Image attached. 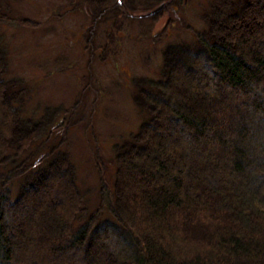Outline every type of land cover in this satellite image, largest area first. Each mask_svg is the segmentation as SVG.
Segmentation results:
<instances>
[{"label":"trees","instance_id":"1","mask_svg":"<svg viewBox=\"0 0 264 264\" xmlns=\"http://www.w3.org/2000/svg\"><path fill=\"white\" fill-rule=\"evenodd\" d=\"M203 19L139 92L149 121L115 146L93 214L56 112L28 115L24 80L8 78L0 32V264H264V0Z\"/></svg>","mask_w":264,"mask_h":264},{"label":"rangeland","instance_id":"2","mask_svg":"<svg viewBox=\"0 0 264 264\" xmlns=\"http://www.w3.org/2000/svg\"><path fill=\"white\" fill-rule=\"evenodd\" d=\"M222 1L189 0L178 15L168 12L159 22L123 17L113 26L110 15L97 29L84 0H11L13 21L0 31L8 48V78L24 80L28 115L40 119L56 112L54 124L63 125L57 140L76 166L90 214L99 205L100 174L110 187L115 181V146L129 142L149 121L138 107L139 92L159 79L169 47L196 42L195 34L206 28V12ZM111 34L117 36L107 46Z\"/></svg>","mask_w":264,"mask_h":264},{"label":"flooded vegetation","instance_id":"3","mask_svg":"<svg viewBox=\"0 0 264 264\" xmlns=\"http://www.w3.org/2000/svg\"><path fill=\"white\" fill-rule=\"evenodd\" d=\"M149 3L150 0H84L85 6L94 14L95 19L93 21L97 29L99 24H101L99 23L100 20L102 21L103 19L109 18L110 15H113V18L116 19L111 21V23L113 22V26L123 17H129L133 20L137 19L138 21L152 19L153 21L157 20L156 22H159L161 17L168 12H173V14L178 15L182 8H187L189 0H154L151 5H149ZM161 5L164 7L158 14L143 16ZM121 22L123 23L124 21ZM169 23L170 21H167L166 24L168 25ZM109 26H112V24ZM116 36L117 34H111L107 46L116 39Z\"/></svg>","mask_w":264,"mask_h":264},{"label":"water","instance_id":"4","mask_svg":"<svg viewBox=\"0 0 264 264\" xmlns=\"http://www.w3.org/2000/svg\"><path fill=\"white\" fill-rule=\"evenodd\" d=\"M162 8H163V6H161L160 8H158V9L152 11V12L150 13V15H155V14L159 13V12L161 11Z\"/></svg>","mask_w":264,"mask_h":264}]
</instances>
